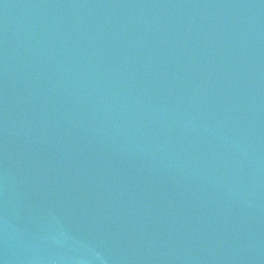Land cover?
I'll return each mask as SVG.
<instances>
[{
  "label": "water",
  "instance_id": "1",
  "mask_svg": "<svg viewBox=\"0 0 264 264\" xmlns=\"http://www.w3.org/2000/svg\"><path fill=\"white\" fill-rule=\"evenodd\" d=\"M0 264H264V0H0Z\"/></svg>",
  "mask_w": 264,
  "mask_h": 264
}]
</instances>
